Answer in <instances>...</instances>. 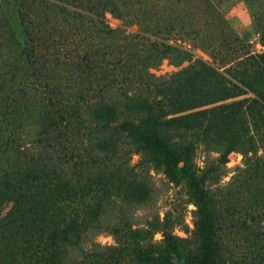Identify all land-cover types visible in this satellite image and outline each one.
Wrapping results in <instances>:
<instances>
[{
    "label": "trees",
    "instance_id": "obj_1",
    "mask_svg": "<svg viewBox=\"0 0 264 264\" xmlns=\"http://www.w3.org/2000/svg\"><path fill=\"white\" fill-rule=\"evenodd\" d=\"M9 1L18 17L13 22L14 15L3 12L0 2V127L6 122L5 132L0 133V147L4 146L5 153L21 152L14 146L7 147L2 139L7 136L12 140L26 123L37 122L40 141L54 137L55 142L62 144L64 136L84 137L85 155L99 167L96 166V172L86 174L81 162L76 169L84 170L82 177L73 178L62 169L58 154H51L54 156L51 163L25 159L13 173L27 193L23 190L16 193L3 181L0 204L23 192L33 203V212L41 220L46 219L48 226L63 214L69 193L75 199L83 190L101 188L100 198L105 194L111 200L127 199L129 194L122 187H110L114 175L120 171L109 165L113 154L110 147L103 145L108 141L104 133L113 131V126L128 138L129 150L140 153L142 160L164 167L173 177L181 175L192 181L199 195L198 224L204 234L213 233L215 225L207 193L185 161L199 142L212 146L226 160L234 149L256 150L260 141L264 144V125L257 128L260 126L255 124L257 120L264 122V52L233 58L236 63L230 64L228 70H232L231 75L239 83L228 85L222 71L207 62H203L205 67L190 65L192 80L178 76L188 68L167 78L152 70L158 68L164 57L177 54L181 60L188 59L191 49L186 45L190 43L210 51L228 42L221 33L232 27L216 0ZM106 12L123 18L129 25L137 24V30L127 32L111 26ZM18 18L27 35L19 51L18 45H12L10 40L19 34L13 25ZM260 29L264 43L263 20ZM223 49L220 48L227 52ZM251 59L258 63H252ZM211 73L217 76V88H212L210 82L204 83L202 74L210 78ZM242 88L254 93L252 100L259 104L256 109L249 103L248 109L238 108L237 117H228L219 105L194 109L236 96L242 93ZM28 89L34 91L25 94ZM13 96L16 98L11 99ZM35 173L48 176L49 182L35 185ZM96 217L103 221L100 215ZM162 223L152 219L146 228L130 231L143 238L146 232L162 230L164 247L138 244L131 251L143 262L179 264L184 258L178 243L171 231L166 230L167 224ZM75 227L70 224L62 230L47 228V237L71 240L80 236ZM44 256L47 257L43 264L61 263L58 250ZM189 259L188 264H224L207 249L202 254H190Z\"/></svg>",
    "mask_w": 264,
    "mask_h": 264
},
{
    "label": "rangeland",
    "instance_id": "obj_2",
    "mask_svg": "<svg viewBox=\"0 0 264 264\" xmlns=\"http://www.w3.org/2000/svg\"><path fill=\"white\" fill-rule=\"evenodd\" d=\"M0 2L3 12L14 15V22L18 17L15 6L12 7L9 0ZM216 2L232 27V30L226 29L221 33L228 42L210 51L202 49L198 44H187V48L191 49L189 58L181 60L177 54L164 57L158 68L152 69L157 75L171 78L172 74L188 68L178 76L192 80L190 65L195 68L205 67L203 62H207L222 71L226 80L230 81L227 82L228 85L234 81L239 83L234 75H231L232 70H228V66L236 63L232 61L235 56L241 59L246 54L264 52L260 29L261 21H264V0ZM106 18L111 26L122 27L127 32L136 31L138 28L137 24L129 25L123 18L111 12H106ZM13 25L19 34L10 40L12 45H18L19 51V46L24 45L23 41L25 42L27 35L23 33L25 27L23 23L20 24V18ZM235 35H238L237 40ZM220 48H225L223 50L227 52H222ZM250 61L258 63L253 59ZM202 75L205 77L204 83L210 82L212 88L219 87L216 75L211 73V79L207 74ZM244 89H240L242 93L236 96L194 109L219 105L228 117H237L238 108L247 106L248 109L249 103H252V109L259 106L252 100L254 93L244 92ZM33 91L28 89L24 90V93L31 94ZM13 98L16 96L11 97ZM84 108L86 109L85 106ZM85 111L89 114V109ZM255 124L260 126L257 128H262L264 122L257 120ZM255 124L253 121L254 130ZM111 128L113 131L104 133L108 141L103 145L110 147L113 154L109 165L119 168L120 171L114 175V182L110 187L119 185L129 194L128 198L117 197V200H111L105 194V197L100 198L101 188L97 191L83 190L75 199H72L69 193L64 201L66 207L63 214L54 224L48 226L46 219L41 220L38 214L33 212V203L24 194L27 190L21 188L19 177L13 170L17 172L25 159L31 161V158H35L39 162L51 163L54 157L51 154H58L56 158L61 162L62 169L67 171L68 177H82L84 170L76 169L81 162L85 164L86 174L96 172V166L99 167V164H93L85 155L84 148L87 144L84 137L68 139L64 136L62 144L55 142L54 137L40 141L37 122L26 123L18 131L19 136L12 140L7 139L5 135L1 142L7 147L19 148L21 152L5 153L4 146L0 147V183L4 181L8 189L15 192L23 190L24 193L0 204V261L5 264H43L47 257L44 255L58 250L60 264H159L143 262L131 250L138 244L143 247L150 244L158 248L164 247L162 230L150 234L146 232L143 238L136 237L130 231L131 228H146L150 220L159 219L162 224H167L166 230L175 236L184 258L179 264H188L190 254H202L206 249L224 264H264V144L261 141L256 150H232L227 160L212 146L199 142L193 155L186 159L187 167L196 175L199 186L207 193L210 202V216L215 229L213 233L204 234L198 224V189L192 181L181 175L173 177L164 167H156L142 160L140 153L129 150L131 144L128 138L114 130L113 126ZM5 129L4 121L0 133H4ZM74 169L76 171H73ZM33 176L36 178L33 180L35 185L49 180L48 176L38 173ZM97 214L103 221L96 217ZM70 224L79 230V237H72L71 240L47 237V228L62 230Z\"/></svg>",
    "mask_w": 264,
    "mask_h": 264
}]
</instances>
